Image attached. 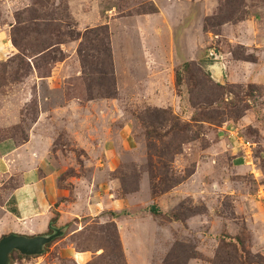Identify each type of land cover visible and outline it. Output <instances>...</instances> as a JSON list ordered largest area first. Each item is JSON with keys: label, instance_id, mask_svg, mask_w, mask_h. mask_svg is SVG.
<instances>
[{"label": "rangeland", "instance_id": "1", "mask_svg": "<svg viewBox=\"0 0 264 264\" xmlns=\"http://www.w3.org/2000/svg\"><path fill=\"white\" fill-rule=\"evenodd\" d=\"M28 135L64 235L12 264L259 263L264 0H0V140Z\"/></svg>", "mask_w": 264, "mask_h": 264}, {"label": "crops", "instance_id": "2", "mask_svg": "<svg viewBox=\"0 0 264 264\" xmlns=\"http://www.w3.org/2000/svg\"><path fill=\"white\" fill-rule=\"evenodd\" d=\"M44 158L35 138L0 140V187L17 181L12 190L18 213L0 217V224L13 220L20 226L17 233L34 235L47 229L52 219L50 210V180L42 176L40 166Z\"/></svg>", "mask_w": 264, "mask_h": 264}, {"label": "water", "instance_id": "3", "mask_svg": "<svg viewBox=\"0 0 264 264\" xmlns=\"http://www.w3.org/2000/svg\"><path fill=\"white\" fill-rule=\"evenodd\" d=\"M64 235V230L56 228L52 234L25 235L5 234L0 238V264H12V254L19 252L24 256H37L45 252L46 246Z\"/></svg>", "mask_w": 264, "mask_h": 264}, {"label": "trees", "instance_id": "4", "mask_svg": "<svg viewBox=\"0 0 264 264\" xmlns=\"http://www.w3.org/2000/svg\"><path fill=\"white\" fill-rule=\"evenodd\" d=\"M184 65H186V67H187V66H190V63L187 62V63H185ZM176 78H177V85H178V86L181 85V84H182V81H183V74H182L181 72H178ZM153 210H154V211H157V209H156L155 207H153ZM12 212H14V213H18L17 207H14V208L12 209ZM57 220H58L57 217H53V218L51 219L50 226H49L50 230L53 229V227H54L53 225L55 224V222H57ZM240 245H243V244L240 243ZM242 252L245 253L246 251H244V249H242ZM246 257H247V262H246V264H248V263H249V256H248V254H246ZM263 262H264V258L261 257L260 262H259V263H255V264H263Z\"/></svg>", "mask_w": 264, "mask_h": 264}, {"label": "flooded vegetation", "instance_id": "5", "mask_svg": "<svg viewBox=\"0 0 264 264\" xmlns=\"http://www.w3.org/2000/svg\"><path fill=\"white\" fill-rule=\"evenodd\" d=\"M53 232H55L54 229H52L51 233H47V235H48V234H52Z\"/></svg>", "mask_w": 264, "mask_h": 264}]
</instances>
